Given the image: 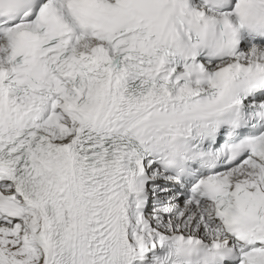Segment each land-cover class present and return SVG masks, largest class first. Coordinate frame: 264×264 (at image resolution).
Masks as SVG:
<instances>
[{"label":"snow or ice","instance_id":"snow-or-ice-1","mask_svg":"<svg viewBox=\"0 0 264 264\" xmlns=\"http://www.w3.org/2000/svg\"><path fill=\"white\" fill-rule=\"evenodd\" d=\"M254 7L0 0V264H264V53L173 46Z\"/></svg>","mask_w":264,"mask_h":264},{"label":"clouds","instance_id":"clouds-1","mask_svg":"<svg viewBox=\"0 0 264 264\" xmlns=\"http://www.w3.org/2000/svg\"><path fill=\"white\" fill-rule=\"evenodd\" d=\"M191 5L192 0H188ZM254 7L250 10V14L245 18L243 26L238 16L233 22L234 28L222 31L218 24H215L212 19H192L187 25L193 33H199L202 40L199 48L193 49L183 36H177L173 41V46L178 52L196 51L200 55L206 54L207 57L213 60L227 59L232 53L238 50L239 44L245 39L255 37L264 39V0H254ZM220 10L226 9L230 5V0H219ZM257 53H264V47L256 48ZM245 73H242L236 82V88L239 90V81L243 79ZM234 113H226L223 119H230ZM155 122H153L154 125ZM152 126V125H150ZM174 145L178 149H183L184 140L177 136Z\"/></svg>","mask_w":264,"mask_h":264}]
</instances>
